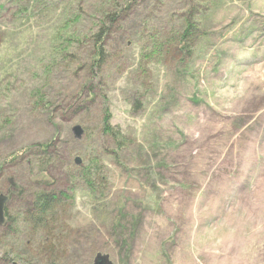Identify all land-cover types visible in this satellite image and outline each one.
Instances as JSON below:
<instances>
[{"label":"rangeland","instance_id":"374dc122","mask_svg":"<svg viewBox=\"0 0 264 264\" xmlns=\"http://www.w3.org/2000/svg\"><path fill=\"white\" fill-rule=\"evenodd\" d=\"M128 1L0 0V264H264V0L128 3L100 71L90 32Z\"/></svg>","mask_w":264,"mask_h":264},{"label":"trees","instance_id":"16d2710c","mask_svg":"<svg viewBox=\"0 0 264 264\" xmlns=\"http://www.w3.org/2000/svg\"><path fill=\"white\" fill-rule=\"evenodd\" d=\"M134 1L135 0H129L128 2H126L124 4L125 8H122L121 11L116 8L117 4H115V5H113L114 8L112 10H108L107 12H105L103 14L100 13V16H98V25L96 26V28H93L90 32L91 39H89V40L92 42L94 49H95V51H93V58H92L93 64H92V66L98 67L100 69V71L103 69V66L105 65V63L107 61L103 43H104L106 37L111 33V31L113 29L112 27L116 25L115 23L117 22L118 18H120V15L123 13V10L130 7V6H128V3L132 2V4H133ZM194 29H195V27L191 26L190 23L187 25V29L185 30V32L180 36V38H178L180 45L181 44H183V45L187 44L189 39L192 38V36L195 34ZM93 92H94L93 86H91L89 88H83L82 89V93L87 94V96H93ZM110 121H111V116L109 115V113L107 111L105 118H104V132L107 135H109L111 138H114V140L116 142H119V145H118L119 149L128 146L127 143H125V141H128V140L125 139L122 132L118 128L112 127ZM128 143H129V141H128ZM53 147H54L53 144L52 145L47 144V145L36 146V148L39 150L38 156L40 155V157L38 158L39 164H40V168H39L40 172L38 174H40V173H46L47 174L49 167H48L45 159L47 156L49 157V159H50V157L52 158V154H53L52 151L54 150ZM19 156H21V155H19ZM14 159H15V157L12 160H14ZM50 161H51V159H50ZM96 162L98 163V161H95V163H92L91 167H85L84 169H82L81 172H84L83 173L84 175H82V177L80 176L81 179L83 180V182L87 184V186H88V188L92 194H96V192L98 190V185L96 184V180H97V176L99 174L98 171H99L100 166L98 167ZM45 176H44V174H42V178L44 181L41 183V184H43L42 186H47V184L45 182L46 181ZM47 176H48V174H47ZM64 196H65L64 194L55 195V193H50V192L38 193L35 196L34 203L32 205V210H33L34 215H32L31 217L28 216V218H26V222L33 223V224H40V223L44 222V220L47 222L48 221L46 219L47 216L52 217L53 212H55V210L58 208V206L62 204V197H64ZM4 205H5V203H4ZM2 206L3 205H1V200H0V227H5V228L7 227L8 229L13 230L14 227H12V226H14V220H13L14 218H12L10 215H8L7 217L4 216V209H2ZM9 232L15 234L14 232H12L10 230H9ZM47 235L48 234L45 235V238ZM44 245L45 244L43 243V246ZM102 261H103L102 259L100 260V258H97L96 262L94 264H100ZM104 262H105V260L103 261V263Z\"/></svg>","mask_w":264,"mask_h":264},{"label":"water","instance_id":"95a60500","mask_svg":"<svg viewBox=\"0 0 264 264\" xmlns=\"http://www.w3.org/2000/svg\"><path fill=\"white\" fill-rule=\"evenodd\" d=\"M75 130H76L75 132L77 134V137H81V135L83 134V131L81 130V128L80 127H76ZM102 262L100 264H103Z\"/></svg>","mask_w":264,"mask_h":264}]
</instances>
